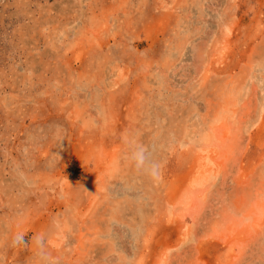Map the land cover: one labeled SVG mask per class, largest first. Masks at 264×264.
Segmentation results:
<instances>
[{
	"label": "rangeland",
	"instance_id": "obj_1",
	"mask_svg": "<svg viewBox=\"0 0 264 264\" xmlns=\"http://www.w3.org/2000/svg\"><path fill=\"white\" fill-rule=\"evenodd\" d=\"M20 232L62 264H264V0H0V264H38Z\"/></svg>",
	"mask_w": 264,
	"mask_h": 264
},
{
	"label": "clouds",
	"instance_id": "obj_2",
	"mask_svg": "<svg viewBox=\"0 0 264 264\" xmlns=\"http://www.w3.org/2000/svg\"><path fill=\"white\" fill-rule=\"evenodd\" d=\"M128 152L126 158L131 165L150 180L156 182L162 178L161 164L150 157L148 148L135 140L124 139ZM27 233H17L12 239L13 247H27L30 243L35 246V256L38 264H62L61 257H54L47 251V239L43 233L34 234L25 240Z\"/></svg>",
	"mask_w": 264,
	"mask_h": 264
}]
</instances>
